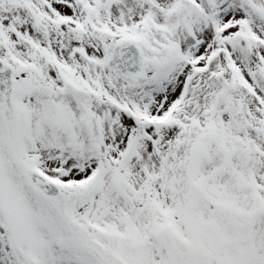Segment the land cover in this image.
<instances>
[{"label":"snow or ice","instance_id":"6c2138e0","mask_svg":"<svg viewBox=\"0 0 264 264\" xmlns=\"http://www.w3.org/2000/svg\"><path fill=\"white\" fill-rule=\"evenodd\" d=\"M0 264H264V0H0Z\"/></svg>","mask_w":264,"mask_h":264}]
</instances>
